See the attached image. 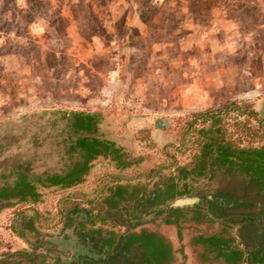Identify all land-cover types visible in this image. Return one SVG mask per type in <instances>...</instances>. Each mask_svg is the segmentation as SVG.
I'll use <instances>...</instances> for the list:
<instances>
[{"label":"rangeland","instance_id":"rangeland-1","mask_svg":"<svg viewBox=\"0 0 264 264\" xmlns=\"http://www.w3.org/2000/svg\"><path fill=\"white\" fill-rule=\"evenodd\" d=\"M263 98L264 0H0V187L22 162L34 179L75 160L65 153L76 137L71 112L97 114L96 136L131 162L117 170L98 157L78 185L39 188L36 203L0 201V256L34 249L32 233L15 234L26 222L43 238L47 264L86 251L63 228L68 212L100 216L109 186L148 190L176 167L190 170L193 114L215 111L239 148L264 145ZM206 184L197 190H212ZM192 212L183 209L178 228L149 216L138 228L169 242L171 264H226L194 241L223 226ZM228 233L238 243L235 228Z\"/></svg>","mask_w":264,"mask_h":264},{"label":"trees","instance_id":"trees-1","mask_svg":"<svg viewBox=\"0 0 264 264\" xmlns=\"http://www.w3.org/2000/svg\"><path fill=\"white\" fill-rule=\"evenodd\" d=\"M67 116L76 137L65 153H71L75 160L58 172L37 173L34 179L22 162L13 181L0 187V201L5 207L38 202L39 188L68 189L80 184L90 163L98 157L108 158L117 170L131 165L114 142L96 136L97 114L71 112ZM207 120L210 122L206 126L192 128L196 121L203 124ZM219 122L215 111L191 116L187 126L199 134V141L196 140L190 170L176 167L174 175L170 173L165 180H157L148 190L130 184L109 186L101 202L104 212L100 216L81 208L68 212L63 228H73L86 251H77L67 262L56 257L53 264H171L174 253L169 242L138 227L149 216L148 220L161 217V222L178 228L182 211L188 208L193 209L194 221L207 219L223 226V230L194 239L205 253L226 264H264V145L235 146L226 130L218 126ZM251 133L255 134L254 130ZM199 180L208 181L210 185H206L212 186V190L200 193ZM177 200L191 202L173 205ZM232 228L238 243L228 233ZM23 230L35 237L34 249L3 254L0 264H47L51 256L39 246L43 238L29 222L15 234L22 237Z\"/></svg>","mask_w":264,"mask_h":264},{"label":"water","instance_id":"water-1","mask_svg":"<svg viewBox=\"0 0 264 264\" xmlns=\"http://www.w3.org/2000/svg\"><path fill=\"white\" fill-rule=\"evenodd\" d=\"M191 201L188 200H177L173 203V205H181V204H187L190 203Z\"/></svg>","mask_w":264,"mask_h":264},{"label":"crops","instance_id":"crops-1","mask_svg":"<svg viewBox=\"0 0 264 264\" xmlns=\"http://www.w3.org/2000/svg\"><path fill=\"white\" fill-rule=\"evenodd\" d=\"M257 1V0H256Z\"/></svg>","mask_w":264,"mask_h":264}]
</instances>
